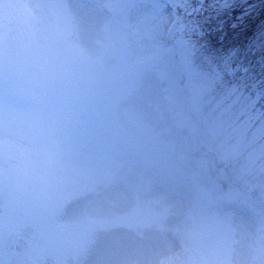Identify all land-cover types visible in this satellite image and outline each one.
Masks as SVG:
<instances>
[{"label": "clouds", "instance_id": "1", "mask_svg": "<svg viewBox=\"0 0 264 264\" xmlns=\"http://www.w3.org/2000/svg\"><path fill=\"white\" fill-rule=\"evenodd\" d=\"M101 32L66 0H0V216L22 223L36 249L75 256L87 251L95 218L112 211L99 192L126 175L123 207L151 249L139 264H248L219 250V222L195 196L173 199L178 174L115 131L134 73ZM237 243L247 250L255 237Z\"/></svg>", "mask_w": 264, "mask_h": 264}, {"label": "rangeland", "instance_id": "2", "mask_svg": "<svg viewBox=\"0 0 264 264\" xmlns=\"http://www.w3.org/2000/svg\"><path fill=\"white\" fill-rule=\"evenodd\" d=\"M66 3L86 29L102 27L100 40L105 49L117 53L134 73L132 99L127 111L119 116L117 134L139 142L149 150L150 157L178 174L177 182L170 186L173 199L184 205L195 196L199 206L219 222L217 240L221 252L232 253L234 259L248 264H261L264 109L257 107L256 101L264 104V90L243 96L236 91L226 93L227 87L215 90L213 85H206L207 76H200L189 63L190 40L198 36V31L189 21L191 10L185 0ZM186 71L195 102L179 84ZM202 116L206 131L199 124ZM174 119H180L188 135L173 123ZM218 137L226 159L243 184L241 191L229 184L224 193L217 182L224 175L222 169L210 175L202 159L185 156L190 141L194 150L205 148L203 153L217 155V146L211 141ZM129 180V176L117 175L116 188L99 192L97 203L112 211L95 218L87 251L75 256L52 257L36 249L22 223L0 216V264H49L53 259L58 264H73L74 259L80 264H139L151 249L136 235L138 220L123 207ZM84 194L69 193V199ZM249 235L255 237V243L242 250L237 241Z\"/></svg>", "mask_w": 264, "mask_h": 264}, {"label": "trees", "instance_id": "3", "mask_svg": "<svg viewBox=\"0 0 264 264\" xmlns=\"http://www.w3.org/2000/svg\"><path fill=\"white\" fill-rule=\"evenodd\" d=\"M185 4L193 10L189 19L199 32L190 40L189 63L200 76H207L206 85H213L215 90L228 87L226 93L236 91L241 95L264 90V0H185ZM180 82L183 87L188 85L186 77ZM260 102L256 106L264 109ZM176 122L187 135L189 130L178 119ZM199 123L206 131L204 116ZM219 139L211 142L221 159L218 161L216 154H206L208 171L216 174L222 168L224 176L218 182L223 189L229 183L238 187L239 175L226 159Z\"/></svg>", "mask_w": 264, "mask_h": 264}]
</instances>
